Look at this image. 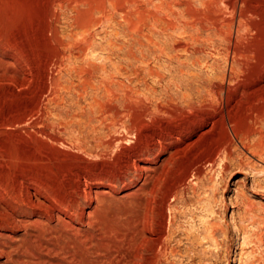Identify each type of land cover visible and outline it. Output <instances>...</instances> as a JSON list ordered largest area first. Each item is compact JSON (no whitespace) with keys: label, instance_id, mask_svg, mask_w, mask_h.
I'll use <instances>...</instances> for the list:
<instances>
[{"label":"rangeland","instance_id":"374dc122","mask_svg":"<svg viewBox=\"0 0 264 264\" xmlns=\"http://www.w3.org/2000/svg\"><path fill=\"white\" fill-rule=\"evenodd\" d=\"M233 1L0 0V208L17 207L24 170L46 184L88 182L99 188L90 207L83 202L97 249L80 248L82 264H124L137 255L151 211L155 231L161 224L167 231L159 264H264V76L250 83L241 66L228 72L225 37L241 47L238 36L257 39L237 29ZM214 85L238 93L232 108L209 107ZM23 112L27 124L19 126L15 113ZM208 112L223 119L200 139L187 136ZM174 133L181 136L169 154L197 142L138 179L131 158ZM192 163L200 174L169 198ZM21 219L24 229L4 225L12 250L29 244L25 227L34 220ZM51 236L21 264H61L64 243Z\"/></svg>","mask_w":264,"mask_h":264},{"label":"bare ground","instance_id":"6f19581e","mask_svg":"<svg viewBox=\"0 0 264 264\" xmlns=\"http://www.w3.org/2000/svg\"><path fill=\"white\" fill-rule=\"evenodd\" d=\"M259 1H262L261 7L260 5L259 7H257V5L256 7L250 6V4H248L246 1L243 0H234L232 3L227 4L232 14L238 16L239 18V27H237V29L239 31L241 30L246 31L247 33L253 32L254 35L256 32L257 35L256 36L257 39H254L253 41L249 39L247 35L238 36L239 39L238 42L242 43L241 45L245 43L247 47H241L240 45L239 47L237 44L234 45L233 43L234 41L228 39V37H225V40L230 44L226 56L228 62H231V65H229L231 66V68L228 69V72L230 73L233 72L235 66L239 68L241 66V70L244 73L243 79L250 83L252 79H255V77L257 78V76L260 75L264 76V0H259ZM231 25L232 23H229V26ZM251 60H253L255 64H251V63L249 64ZM8 73L9 72H7V74ZM9 76H11V74H8V76L6 75L3 78L7 79V77ZM262 79H264V77ZM228 88L226 86L214 85L209 91L208 98L206 99V101L211 105L209 107H212L213 105L216 106L218 105L221 106L222 108L226 106L232 108L233 103L237 102L236 96L238 93L236 94L235 92L231 91ZM257 93L258 91H255L253 94L251 93V96L257 95ZM248 96H250V94H248ZM213 110H215V108ZM210 112H208V116L204 121H202V119L200 120L202 121L201 125L198 124V126L195 125L196 127L187 129V136L195 135L198 136V139H200L211 132L213 127L216 126L215 124L216 121H218V119H223L222 114L218 115L216 113L218 115V116L216 115L217 116L216 118L215 114L214 113L209 114ZM15 115L16 117L14 121H16V124H18L19 126L20 125L24 126L28 118L27 113L24 112L20 114L15 113ZM143 115L144 118H148V119L149 118L152 119L154 116L149 109H145ZM16 124L15 126H17ZM146 132H148V126L143 123L140 128L139 134L142 137L143 135L146 134ZM180 133H174L170 135V138H162L158 140L157 145L154 148H149L147 151L141 152L139 154H135L131 158L130 161L133 164L136 173L134 174L137 176L138 179L141 180L143 178L142 175L144 173L156 172V170L154 169L155 164H157V162L162 160L161 158H163L166 154H169L168 152L169 146L173 144L171 143V141L175 139L179 140L178 138L181 136ZM176 134L178 135V137H175ZM196 142L197 141L194 140L190 144L188 143L186 148L184 147L183 149L176 150L174 153L169 154L170 158L164 163H168L169 161H171V159L175 155L184 153L185 151L187 152V149H190L189 147L193 146ZM213 162L214 161H210V163ZM195 174L199 175L200 172L197 169V164L192 163L185 171L183 181L175 185L169 191L168 197L175 198L177 196L179 186H182V184H184L186 181L191 179ZM33 177L34 176L29 171L27 170L22 171L19 176L18 186L15 187L16 188L15 201L17 202L16 203L17 207L11 208L9 206L8 209L11 210L10 213L8 212V210L0 208V239L3 240L0 241V257H5L7 259L8 264H21L22 263L20 261L22 260L21 258L28 259L29 258L28 255L32 254L33 250H36L39 247L40 248L44 247L40 244L43 243V240L45 239L46 235L53 236L55 234L56 236L54 239L57 241V243L60 242L64 243L63 255L66 256V258L63 259L61 264H82V261L78 260L80 248L82 247L85 248L82 250L87 254L90 253L91 250L97 249V246L93 245V243L96 242V239L95 237H93L92 235L93 233L91 234V231L93 229L91 219L93 215L90 214L89 212H86L85 208L83 207V202H85V204L90 207L95 202V198L96 195L98 194L99 188L94 189L93 187H90L88 182H85V184H82L80 182L71 184L70 180H68L69 178H66L64 180L57 178L54 179V181H52L51 184L48 183L46 184L43 183L45 180L41 182L39 179L38 181ZM150 177L151 176L145 177L146 179H144L141 189L142 191L146 192L145 194L146 198L148 195L150 196V194L153 193V191L151 190L150 192H148L149 190L147 188L149 186L148 184ZM21 218H26V219L30 218L34 220L31 223L30 227H25L27 231L26 233L27 240L25 242H27L29 238L30 240L27 242L29 244L28 245H26L27 243L25 244L26 249L23 247L24 250L22 247L12 250L10 246H8L5 242L8 238H10V236L8 235L6 236L2 232L5 231L4 229L5 224L9 225L12 229H16V230L23 228L25 226L24 224L28 222L23 221ZM142 223H143V229L148 230V236L142 238V243L139 246L140 248L139 253L136 252L137 255L135 254V256L126 257L124 260V264H159L160 263L161 260L160 257H162L161 256L162 250H164L165 248L164 240L167 234L165 225L161 224L160 229L155 231L157 221H156V214L153 211L144 214ZM50 224H57V225H55V227L53 228H50L49 227ZM28 229H32L35 234L34 233L30 234ZM30 258L32 260L35 259L34 257H30Z\"/></svg>","mask_w":264,"mask_h":264}]
</instances>
